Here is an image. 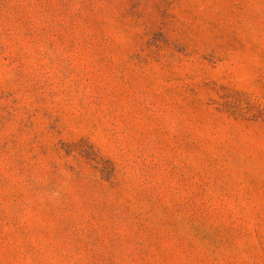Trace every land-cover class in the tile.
<instances>
[{
	"label": "rangeland",
	"instance_id": "1",
	"mask_svg": "<svg viewBox=\"0 0 264 264\" xmlns=\"http://www.w3.org/2000/svg\"><path fill=\"white\" fill-rule=\"evenodd\" d=\"M0 264H264V0H0Z\"/></svg>",
	"mask_w": 264,
	"mask_h": 264
}]
</instances>
